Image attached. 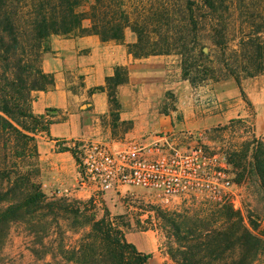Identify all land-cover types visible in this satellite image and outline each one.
Wrapping results in <instances>:
<instances>
[{
  "label": "trees",
  "instance_id": "16d2710c",
  "mask_svg": "<svg viewBox=\"0 0 264 264\" xmlns=\"http://www.w3.org/2000/svg\"><path fill=\"white\" fill-rule=\"evenodd\" d=\"M148 3L147 6L142 0V5L130 7L128 0H0V153L19 156V147L24 151L37 150V136L49 132L53 120L33 112V93L54 84L53 74L44 72L41 65L43 44L52 35L79 32L123 42L129 28L136 37L134 43L128 44L133 55L177 53L181 56L183 78L196 86L201 78L196 74L207 71L211 74L212 68L203 61L211 58L212 48L224 56L236 26L237 11L242 19L241 30L245 32L239 37L233 35L239 56L235 53L236 65L231 74L239 84V70L247 76L264 72V0H148ZM86 19L90 22L88 26L83 25ZM203 32L212 47L203 44ZM127 80V71L117 67L115 74L106 78V87H96L108 91L113 117L121 109L117 87ZM66 149L74 155L72 148ZM247 149L243 156L235 154L239 156L237 162L234 158L230 162L235 168L243 167L239 181L245 177L249 165V173L258 178L264 192V144L253 140ZM249 150L251 161L246 162ZM0 167H4L0 169L1 183L6 179L8 184L6 190L0 191V232L7 230L11 222L32 219L25 216H36L46 207L52 212L57 210V215L60 211L79 215L80 205L93 202V198L78 199L74 201L75 208L64 196L48 201L40 183H30L28 177L19 180V168L12 171L14 178H11L7 165ZM24 181L34 191L21 201L18 196L13 203L3 206L11 194L15 197L19 183ZM220 213L225 217H204L192 224L159 213L173 230L175 249L169 254L174 264H263L264 232L258 233L257 224L250 219L254 223L252 229L232 206H224ZM107 216L108 212L99 219L82 217V224H89L91 232L78 248L63 251L65 258L77 264H150L152 253L139 251L134 243L128 242L123 230Z\"/></svg>",
  "mask_w": 264,
  "mask_h": 264
},
{
  "label": "rangeland",
  "instance_id": "374dc122",
  "mask_svg": "<svg viewBox=\"0 0 264 264\" xmlns=\"http://www.w3.org/2000/svg\"><path fill=\"white\" fill-rule=\"evenodd\" d=\"M128 2L131 4L130 7L142 5V0H128ZM145 3L149 5L148 0H145ZM235 18L236 26L234 32L232 30L224 56L212 48L211 58L203 61L207 67L212 68L211 74L208 75V71L196 74L201 78L198 79L196 86H192L193 95H189V98L187 95L183 96L182 108L179 110L178 97L172 90H168L159 100L162 111L174 112V118L181 133L192 131L188 135L189 140L193 138L194 141L192 144H186L184 148L199 143L209 151L224 154L229 162L232 158L237 162L239 156L245 155L250 141H260L264 144V72L247 76L239 70V84L231 74L236 65V56L239 54L237 53L239 46L233 40V35L235 38L245 32L241 30L242 19L237 11ZM89 23L86 19L83 25L88 26ZM75 34L80 33L69 35ZM206 35L202 33L204 38L202 42L212 47ZM125 41L128 44L136 41L134 33L129 28L125 31L123 42ZM45 48H47V43L43 44V52ZM164 55H171L172 66L182 71L179 54L172 52ZM206 76L208 78L202 81L201 79ZM221 90L230 96L226 99L218 97L217 94ZM234 92L235 94H232ZM128 127L129 124H124L121 130ZM36 145L37 150L32 148L24 151L19 147V156L10 153L7 156V154L0 153V166L7 165L6 171L11 172V178H14L12 171L19 168L21 178L19 180L28 177L30 183H40V189L46 194L48 201H52L55 196H64L76 208L75 200L88 201L91 199L78 198L70 191L51 184L50 165L40 159L38 138ZM72 149L76 157L77 169L81 173L83 170L79 166L78 144L76 143ZM249 151L244 160L246 162L251 161L252 150ZM235 154L239 156L235 157ZM249 169L248 165L245 177L239 181V173L243 167L233 166L232 196L222 203L210 200L207 196L197 195L180 197L170 205H162L152 191L138 186L125 185L121 191L113 193L110 206H107L102 197V191H100L96 200L93 198V202L79 206L81 207L79 215L65 211H60L57 215V210L52 212L49 207L43 208L35 214L36 216H25L33 217L32 219L23 218L11 222L7 230L0 232V264H44L46 261H52L55 264H77L68 261L63 251L78 248L89 236L91 227L89 224H82V217L99 219L107 212V217H110L116 227L123 230L128 242L134 243L139 251L152 253L150 264H165L160 263L158 259V257L161 258L162 253L169 255L170 262L166 264H174L169 254L171 249H175L173 230L160 218V212L164 215L163 217H178L192 224L204 217H225L220 212L224 206H232L241 212L252 229L254 223H250V219L254 221L258 226L256 231L261 234L264 232V192L259 186L260 181L249 173ZM1 181L0 178V191H4L8 188V184L6 179L3 183ZM30 183L25 181L22 184L19 183L20 187L15 197L11 194L2 205L13 203L18 196L20 201L24 199L26 194L34 191ZM39 217H44V219L39 220ZM147 237L151 238V244H148ZM261 258L264 264V256Z\"/></svg>",
  "mask_w": 264,
  "mask_h": 264
},
{
  "label": "crops",
  "instance_id": "0c3cea01",
  "mask_svg": "<svg viewBox=\"0 0 264 264\" xmlns=\"http://www.w3.org/2000/svg\"><path fill=\"white\" fill-rule=\"evenodd\" d=\"M171 62V55L136 57L129 51L128 42L102 40L97 34H56L49 38L41 65L44 72L53 74L54 84L34 91L33 112L53 120L49 132L37 136L40 159L50 165L51 184L78 198L97 197L100 191L94 186L80 185L76 159L66 149L90 139L105 142L114 150L137 141L181 147L192 144L194 140L188 135L192 131L181 133L174 112H164L159 106L168 90L177 95L179 110L183 96L193 95L191 83ZM117 67L127 71L128 80L117 87L121 109L113 117L108 91L96 87H106V78L113 76ZM217 95L222 99L230 96L223 90ZM124 124L129 127L121 130ZM124 186L102 191L107 206L113 193ZM147 240L151 244V238ZM158 259L160 263L170 262L167 253Z\"/></svg>",
  "mask_w": 264,
  "mask_h": 264
},
{
  "label": "built area",
  "instance_id": "2783aa9c",
  "mask_svg": "<svg viewBox=\"0 0 264 264\" xmlns=\"http://www.w3.org/2000/svg\"><path fill=\"white\" fill-rule=\"evenodd\" d=\"M79 183L98 191L130 185L152 191L162 205L180 197L207 196L224 202L232 196L233 166L220 152L199 143L189 148L166 142H132L114 150L90 139L78 143Z\"/></svg>",
  "mask_w": 264,
  "mask_h": 264
}]
</instances>
